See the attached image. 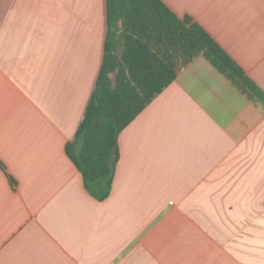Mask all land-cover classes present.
<instances>
[{
    "label": "crops",
    "instance_id": "0c3cea01",
    "mask_svg": "<svg viewBox=\"0 0 264 264\" xmlns=\"http://www.w3.org/2000/svg\"><path fill=\"white\" fill-rule=\"evenodd\" d=\"M264 92V0H161ZM106 0H0V264H264V108L196 58L118 136L97 201L65 153Z\"/></svg>",
    "mask_w": 264,
    "mask_h": 264
},
{
    "label": "trees",
    "instance_id": "16d2710c",
    "mask_svg": "<svg viewBox=\"0 0 264 264\" xmlns=\"http://www.w3.org/2000/svg\"><path fill=\"white\" fill-rule=\"evenodd\" d=\"M105 7L101 66L74 139L65 145L97 201L110 194L121 131L196 58L264 108V92L189 16L178 17L161 0H106Z\"/></svg>",
    "mask_w": 264,
    "mask_h": 264
}]
</instances>
